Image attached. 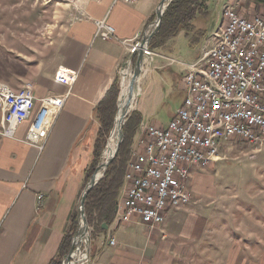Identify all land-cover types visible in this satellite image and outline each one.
Masks as SVG:
<instances>
[{"label":"crops","instance_id":"1","mask_svg":"<svg viewBox=\"0 0 264 264\" xmlns=\"http://www.w3.org/2000/svg\"><path fill=\"white\" fill-rule=\"evenodd\" d=\"M160 1L86 0L80 6L81 15L71 23L66 37L57 47L55 63L43 71L39 65L23 67L22 70H12L9 64L7 69L3 66L5 70L0 74V82L13 91L31 84L35 108L38 100L46 96L65 95L66 98L44 141L31 143L24 140L27 122L18 127L15 137H4L0 133V264H48L57 255L78 203L83 157L89 159L92 155L97 137L99 122L95 108L113 81L119 78L130 47L140 40L153 22L152 17L154 15L155 18ZM101 18L115 29V36L109 40L95 37L94 21ZM213 33L209 36L204 34L192 42L198 44V54L195 59L183 63L198 60L214 44ZM185 37L190 41L189 36ZM172 39L154 51H158L159 56L156 62L151 63L154 65L151 76L173 65L165 59L169 58L166 53L170 51ZM177 65L183 75L185 66ZM58 70L68 78L67 83L55 80ZM138 87L141 89L139 81ZM135 110L141 113L142 119L132 145L141 132V124L165 127L168 123L151 122L144 107L137 106ZM1 119L0 111V130ZM39 194L43 199L38 204L36 197ZM123 194L122 185L118 199ZM195 211L196 208L189 210L190 213L186 211L189 216H195L190 222L199 220ZM172 212L166 211L163 223L153 230H149L136 216L120 222L113 220L98 238H104L107 244L101 242L89 264H186L184 245L188 240L184 237L192 240L194 235L201 236L202 230L175 228L178 217ZM135 228L145 233L142 236L145 237L146 251L144 248L138 251L130 243L131 237L133 240L136 238L133 234ZM109 238L114 240L113 245L108 244ZM169 242L171 245L167 244ZM200 262L192 259L189 264Z\"/></svg>","mask_w":264,"mask_h":264},{"label":"built area","instance_id":"2","mask_svg":"<svg viewBox=\"0 0 264 264\" xmlns=\"http://www.w3.org/2000/svg\"><path fill=\"white\" fill-rule=\"evenodd\" d=\"M94 24L95 37L109 40L115 36L105 18ZM213 38L214 44L192 63L165 57L169 64L185 66L184 99L165 127L141 124L123 176L124 194L116 203L115 222L136 216L148 227H158L166 211L193 199L183 166L217 161L221 148L233 139L264 143V18L246 16L227 5ZM156 55L148 45L144 48L142 71ZM55 80L68 82L59 70ZM65 98L46 96L35 108L31 84L13 91L0 82L1 135L15 137L18 127L27 122L24 140L44 141ZM36 198L39 204L43 195ZM108 244L113 245L114 240L109 238ZM89 261L84 255L80 264Z\"/></svg>","mask_w":264,"mask_h":264},{"label":"rangeland","instance_id":"3","mask_svg":"<svg viewBox=\"0 0 264 264\" xmlns=\"http://www.w3.org/2000/svg\"><path fill=\"white\" fill-rule=\"evenodd\" d=\"M85 1L0 0V74L8 64L12 70L39 65L43 71L51 63H55L57 47L66 37L71 23L81 15L80 6ZM227 5L237 7L245 15L259 14L264 18V5L258 6L253 0H203L205 14L196 15L192 19V33L202 31L209 36L216 32L221 22L222 10ZM169 46L167 56L182 62L195 59L199 51L198 44L191 43L183 32L173 38ZM158 56H154L152 63L158 60ZM153 66L151 63L144 65L139 80L141 89L133 100L128 115L137 106L144 107L145 112L150 114L151 122L165 124L184 99L182 72L178 70L180 66L173 64L151 76ZM128 69L131 72L132 64ZM121 71L122 68L118 75L119 91ZM105 145L98 164L102 162ZM83 158L84 170L81 173L78 202L88 180L85 177L92 156L89 159ZM189 169L188 184L193 194L192 203L176 208L183 210L170 209L178 217L175 228L202 230L201 236L194 235L192 240L184 237L188 240V243L183 244L186 264L192 259L202 261L201 264H264V143L253 145L233 139L221 148L217 161ZM77 208L78 203L73 214L77 213ZM194 208L199 220L190 222L195 216H189L187 212L190 213L189 210ZM79 220L77 215L76 231ZM148 228L153 230L156 227ZM142 233L144 232L140 228H135L133 234L136 238L130 239V243L138 251L143 248L144 251L147 250ZM100 235L93 236L91 227H88L87 237L79 247L81 255H86L91 260L101 242L107 244L104 238L98 239ZM167 244L171 245L170 242ZM189 251H194L195 254L191 255ZM77 253H74L71 260L80 264L83 258L78 257ZM64 260L63 258L62 264Z\"/></svg>","mask_w":264,"mask_h":264},{"label":"trees","instance_id":"4","mask_svg":"<svg viewBox=\"0 0 264 264\" xmlns=\"http://www.w3.org/2000/svg\"><path fill=\"white\" fill-rule=\"evenodd\" d=\"M202 2L203 0H172L162 14L158 31L148 43L149 49L155 51L164 46L169 39L174 38L180 31H183L185 36H189L191 43L201 38L204 35L202 31L192 33L191 21L196 15L205 14ZM253 2L258 5H264V0H253ZM134 60L135 57L133 58V62ZM118 92L119 78H116L95 108V117L99 122V129L94 141L91 155L92 160L87 172L85 171L86 180L98 164L99 156L112 128ZM141 119V113L137 110H133L127 117L122 128L123 140L119 145L115 158L107 166L103 172V176L87 194L84 202V212L88 227H91L93 236L105 232L102 224L109 226L114 220L118 195L130 157V148ZM76 228L77 213L75 212L71 217L69 229L63 235L57 255L48 264H62L63 258L70 249Z\"/></svg>","mask_w":264,"mask_h":264},{"label":"water","instance_id":"5","mask_svg":"<svg viewBox=\"0 0 264 264\" xmlns=\"http://www.w3.org/2000/svg\"><path fill=\"white\" fill-rule=\"evenodd\" d=\"M171 1L172 0H161L159 2V4L157 5V8L155 10V18H154L153 22L150 24V26L147 27L146 31H144L140 40L136 43L134 50L130 52L127 60L123 63V65L121 67L122 70L123 69L128 70L129 65L132 64V69H131L130 77H129V81H128L129 100H128V104L126 105L125 110L123 112V116L125 117L124 121L121 124V126L119 127V131H118L120 139L117 142V146H116L114 153L106 161L101 162L96 166L94 172L88 178V180H87V182H86V184H85V186H84V188L80 194L79 202H78V208H77V215L80 219L79 220V226H78V229L76 231V234L72 238L70 249H69L67 255L64 257L65 260H64L63 264H70L71 258H72L71 255H72L73 251L75 250V247L78 245L79 240L84 238L87 234L88 224H87L85 212H84L85 199L87 197L88 192L91 190V188H93L96 185L98 180L103 176V172L105 171L107 166L112 162V160L115 158V156L118 152L119 145L123 140L122 126L126 122L127 116H129L128 114L130 112V111H128L129 107H131V105L129 103H131L133 91L135 89L139 88L138 87V81H139L140 76L142 74L143 62H144L143 50L148 45L150 39L158 31L160 24H161L162 14ZM134 57H135V60L133 62ZM120 85H121V82H120ZM119 93H120V91H119ZM118 99H119V94H118L117 101H116V112L114 115L113 125H112L111 131L116 126V123H115L116 120L115 119H116L117 110H118ZM111 131H110V133H111ZM99 170H101V175L99 177H97V172ZM102 228L105 229L106 225L102 224Z\"/></svg>","mask_w":264,"mask_h":264},{"label":"bare ground","instance_id":"6","mask_svg":"<svg viewBox=\"0 0 264 264\" xmlns=\"http://www.w3.org/2000/svg\"><path fill=\"white\" fill-rule=\"evenodd\" d=\"M129 77H130L129 69L128 70L127 69H123L121 71V86H120L121 89H120V93H119L118 110H117V115H116V119H115L116 120V122H115L116 126L114 127V129L111 131L110 135L107 138L106 146H105L106 151L103 153L102 162L106 161L114 153V151L116 149V146H117V142L120 139L118 131H119V127L121 126V124L124 121L125 117L123 116V112L125 110L126 105L128 104V100H129V94H128ZM139 89L140 88H137V89H135L133 91V96H132V99H131V103H129L131 105V107H132V104H133V100L135 99V97L137 96V94L139 92ZM131 107H129L128 111L131 109ZM189 167L190 166H183V177H188L189 170H190ZM100 175H101V170H99L97 172V177H99ZM86 237L87 236H85L84 238L79 240L78 245L75 247V250L73 251V253L71 255L72 258L74 256V253H77V251H78V253H77L78 257H80V258L84 257V255H81V251H80L79 247H80V244L83 241V239L85 240Z\"/></svg>","mask_w":264,"mask_h":264}]
</instances>
